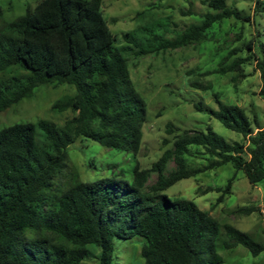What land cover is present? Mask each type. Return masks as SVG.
I'll return each mask as SVG.
<instances>
[{
    "label": "trees",
    "instance_id": "trees-1",
    "mask_svg": "<svg viewBox=\"0 0 264 264\" xmlns=\"http://www.w3.org/2000/svg\"><path fill=\"white\" fill-rule=\"evenodd\" d=\"M202 3L211 12L199 23L172 29L173 37L149 30L150 36L141 39L137 32H128L123 46H117L119 38L104 17L103 0H41L12 22H3L0 16V113L32 97L41 86L76 88L73 97L53 106L59 113H75L64 125L39 120L0 131V264H81L91 245L101 250L100 264H112L113 239L136 236L146 240L141 249L144 264H224L219 248L238 245L254 256L264 251L250 234L231 225L222 228L193 201L163 194L183 179L228 164L244 172L250 184L264 182V129L255 133L257 120L217 94V109L207 108L203 101L194 103L195 109L240 134L245 143L229 142L211 126L206 131L186 130L151 168H135L133 184L116 178L83 182L68 162V148L81 138L139 154L147 104L134 85L126 53L143 57L198 46L208 41L207 32L215 23L232 18L250 21L227 0ZM180 14L195 15L191 9H181ZM261 37L260 32L259 40L248 48L254 50L264 98ZM239 69L235 63L221 73ZM192 146L202 147L211 162L190 167L186 157ZM171 158L176 167L166 175ZM153 174L157 180L148 186ZM233 181L216 189L221 193L217 204L232 193ZM213 190L209 187L205 193ZM255 211L250 207L234 213ZM223 230L227 239L220 240Z\"/></svg>",
    "mask_w": 264,
    "mask_h": 264
},
{
    "label": "rangeland",
    "instance_id": "rangeland-1",
    "mask_svg": "<svg viewBox=\"0 0 264 264\" xmlns=\"http://www.w3.org/2000/svg\"><path fill=\"white\" fill-rule=\"evenodd\" d=\"M40 1L0 0L1 19L12 22L25 15L28 9H34ZM259 2L264 3V0H227L230 7L242 11L250 21L232 18L215 23L207 32L208 41L198 46L143 57L126 53L134 85L147 104L141 150L134 155L81 138L67 150L69 165L76 170L80 180L93 182L116 178L133 184L135 168H151L166 152L173 150L177 136L186 130L206 131L211 126L227 141L245 143L240 134L227 129L208 113L195 109L194 103L199 101H203L207 108L217 109L214 94L224 103L243 108L257 120L255 133L264 129V98L260 95L263 83L253 57L254 50L248 48L250 42L259 40L260 32L264 34V6ZM181 9H191L195 15L183 16ZM102 11L111 31L119 38L117 46L126 44L123 35L128 32H137L141 39L150 36L149 30L173 37L169 33L172 29L176 32L197 24L211 12L202 0H103ZM235 63L240 64L239 70L221 73ZM193 83L211 89L194 88ZM75 94L73 85L41 86L32 97L0 113V131L15 124L37 123L39 120L62 126L75 113L72 110L59 113L53 106ZM186 158L192 168L203 167L212 160L202 147L197 146L191 147ZM175 167L174 159H169L165 174ZM231 178H234L232 193L223 203L217 204L221 193L216 189L224 188ZM156 180L157 174H153L148 186ZM209 187L214 190L205 193ZM163 194L174 200L193 201L201 210L209 211L222 228L234 226L264 245V182L250 184L244 172L236 170L233 165L183 179ZM250 207L257 211L250 215L234 213ZM223 239H227L224 230L220 236V240ZM145 242V238L139 236L128 240L114 238L112 264H144L141 249ZM88 248L90 254L81 264H100L101 250L94 245ZM218 251L224 264H264V251L254 256L242 245L231 250L219 248Z\"/></svg>",
    "mask_w": 264,
    "mask_h": 264
}]
</instances>
